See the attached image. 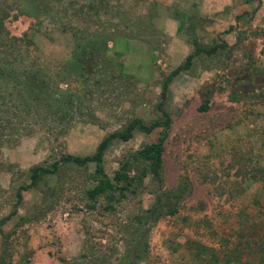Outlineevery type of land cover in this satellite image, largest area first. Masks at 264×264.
<instances>
[{
    "label": "rangeland",
    "instance_id": "rangeland-1",
    "mask_svg": "<svg viewBox=\"0 0 264 264\" xmlns=\"http://www.w3.org/2000/svg\"><path fill=\"white\" fill-rule=\"evenodd\" d=\"M95 1L60 0L48 9L34 0H0L7 13L1 33L28 35L30 59L49 73L72 59L75 29H101L111 36L107 61L115 77L87 94L83 120L72 121L57 139L40 129L0 148V220L14 211L0 221V261L125 264L131 218L156 192L150 176L112 209L103 196L94 208L86 206L83 190L94 184L93 163L61 166L23 190L19 202L16 189L29 183L32 165L50 164L61 153H91L133 117L156 119L162 81L193 50L187 25L194 21L201 46L226 44L195 56L169 83L163 186L187 177L192 190L176 214L151 227L141 264H264V0H103L99 18L84 24L73 15L80 3ZM70 4L74 8L61 9ZM205 100L208 109L200 110ZM158 133L136 130L126 141L114 139L104 154L107 173Z\"/></svg>",
    "mask_w": 264,
    "mask_h": 264
},
{
    "label": "trees",
    "instance_id": "trees-1",
    "mask_svg": "<svg viewBox=\"0 0 264 264\" xmlns=\"http://www.w3.org/2000/svg\"><path fill=\"white\" fill-rule=\"evenodd\" d=\"M34 1H39L48 9H53L60 3V0ZM104 6L103 0L80 3L73 9V15L85 24L92 17L99 18L101 11L105 9ZM68 8L74 6L70 4L65 8L61 7L64 12ZM3 11L4 8L0 4V47L3 48L0 49L2 53L0 80L3 82L0 83V148L4 144L14 145L22 136L33 134L40 129L49 137L57 139L68 130L72 121L83 120V106L87 94L94 95L100 86L115 78L112 69L109 70L110 57L107 56V43L111 36L104 30L100 31L101 29L92 31L86 29L87 33L80 28L75 29L71 33L76 40L72 59L55 66L49 73V69L39 65L35 59H30L28 46L33 41L28 35L14 36L10 33H1L4 31L3 18L7 14L2 13ZM187 33L193 50L162 81L160 99L156 103L159 111L156 119L147 122L141 117H133L121 128L105 134L91 153L85 155L61 153L58 159L50 164L42 162L32 165L28 169L29 183L22 184L16 189V201L21 200L23 190L36 186L45 175L56 173L64 165L87 167L93 163L94 169L89 177L94 184L83 190L88 208H94L98 199L103 196L107 202L105 208L112 209L113 202L120 201L128 192H135L143 185L144 179L150 176L156 185L154 199L147 208L131 218L133 227L122 256L125 264H141L146 261L151 227L160 218L176 214L182 201L192 190L187 177H180L171 187L163 186L164 143L172 123L171 116L164 107L169 83L178 73L191 67L195 56L212 55L226 44L223 42L210 47L201 46L195 32L194 21L188 23ZM100 65L103 67L99 68ZM61 83L65 84V88L61 87ZM230 97L233 98L231 95ZM199 109H208V100H205ZM87 114L90 121L96 120L92 108H89ZM156 128H159V133L155 140L124 154L112 176L107 173L104 154L114 139L126 141L136 130L150 133ZM13 212L0 221L4 222ZM0 264L6 263L0 261Z\"/></svg>",
    "mask_w": 264,
    "mask_h": 264
}]
</instances>
